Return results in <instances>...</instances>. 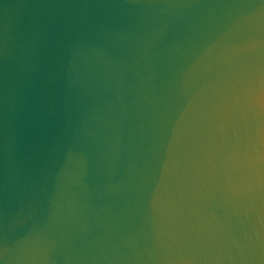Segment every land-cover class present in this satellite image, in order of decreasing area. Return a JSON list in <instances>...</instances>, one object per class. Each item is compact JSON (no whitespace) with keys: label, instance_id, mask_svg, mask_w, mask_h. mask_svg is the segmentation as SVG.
<instances>
[{"label":"water","instance_id":"obj_1","mask_svg":"<svg viewBox=\"0 0 264 264\" xmlns=\"http://www.w3.org/2000/svg\"><path fill=\"white\" fill-rule=\"evenodd\" d=\"M0 264H264V0H0Z\"/></svg>","mask_w":264,"mask_h":264}]
</instances>
